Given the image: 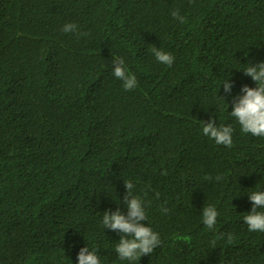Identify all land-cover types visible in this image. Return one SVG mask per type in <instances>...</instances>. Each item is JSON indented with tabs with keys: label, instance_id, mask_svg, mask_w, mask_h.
<instances>
[{
	"label": "trees",
	"instance_id": "trees-1",
	"mask_svg": "<svg viewBox=\"0 0 264 264\" xmlns=\"http://www.w3.org/2000/svg\"><path fill=\"white\" fill-rule=\"evenodd\" d=\"M249 62H264V0H0V264H78L86 246L101 264H264V233L243 220L264 191V137L230 115L257 86ZM210 119L232 126L231 147L203 135ZM125 180L162 241L137 261L119 259L122 234L102 224L127 214Z\"/></svg>",
	"mask_w": 264,
	"mask_h": 264
},
{
	"label": "clouds",
	"instance_id": "clouds-1",
	"mask_svg": "<svg viewBox=\"0 0 264 264\" xmlns=\"http://www.w3.org/2000/svg\"><path fill=\"white\" fill-rule=\"evenodd\" d=\"M172 17L180 23H185V18L180 15L178 10L171 13ZM79 26L75 23H66L62 27L65 33H73L77 36H87L88 33L78 31ZM150 51L155 59L168 67L175 61L173 54L165 52L155 46ZM113 75L123 82L125 91H131L137 87L138 81L134 74L130 73L125 66L123 58H113ZM243 69V73L256 83V87L243 85L241 94L234 97L230 115L239 123L241 131L256 137H264V62L253 65L251 62ZM224 92L228 95L232 93L234 83L229 77L221 83ZM220 84V85H221ZM220 88V86H219ZM223 98V97H222ZM224 100V98H223ZM225 102V101H224ZM202 133L209 139L214 140L217 145L231 147L233 144V131L231 125L217 126L216 120L210 119L203 122ZM167 175V171L161 173ZM211 180L212 177H207ZM221 177L217 176L216 180ZM126 195L124 203L127 206V214H123L119 208L116 211H105L102 217L104 228L122 234L116 244L115 251L119 259L127 261L140 260L142 256L151 255L154 250L162 243L159 233L154 231L149 224L145 226L143 221L148 222L146 204L139 196L133 195L135 185L131 181H124ZM159 198V193H156ZM252 203L251 212L244 216V223L247 224L250 232L264 233V191H254L248 195ZM164 213H168V208H162ZM220 213L214 206H206L202 209V221L208 229H214ZM223 238V233L220 234ZM231 242L232 234H228ZM78 264H101L100 257L95 251H90L89 247H82L77 256Z\"/></svg>",
	"mask_w": 264,
	"mask_h": 264
}]
</instances>
